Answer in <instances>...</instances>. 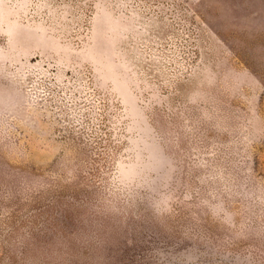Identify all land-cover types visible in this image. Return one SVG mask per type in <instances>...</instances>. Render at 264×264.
Returning a JSON list of instances; mask_svg holds the SVG:
<instances>
[{
	"label": "rangeland",
	"instance_id": "obj_1",
	"mask_svg": "<svg viewBox=\"0 0 264 264\" xmlns=\"http://www.w3.org/2000/svg\"><path fill=\"white\" fill-rule=\"evenodd\" d=\"M0 264H264V0H0Z\"/></svg>",
	"mask_w": 264,
	"mask_h": 264
}]
</instances>
